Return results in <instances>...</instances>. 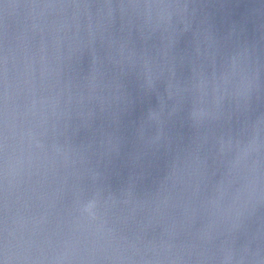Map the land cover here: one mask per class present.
Wrapping results in <instances>:
<instances>
[{
    "label": "water",
    "instance_id": "water-1",
    "mask_svg": "<svg viewBox=\"0 0 264 264\" xmlns=\"http://www.w3.org/2000/svg\"><path fill=\"white\" fill-rule=\"evenodd\" d=\"M6 257L264 264V0H0Z\"/></svg>",
    "mask_w": 264,
    "mask_h": 264
},
{
    "label": "clouds",
    "instance_id": "clouds-1",
    "mask_svg": "<svg viewBox=\"0 0 264 264\" xmlns=\"http://www.w3.org/2000/svg\"><path fill=\"white\" fill-rule=\"evenodd\" d=\"M191 119L194 122L195 118H196V113L194 111H191ZM96 201L92 200L91 202H87L85 203L82 207H81V212L82 214H86L90 219H95L96 218V213H95V209H96ZM6 261L8 264V258L6 257ZM5 259H0V264H6Z\"/></svg>",
    "mask_w": 264,
    "mask_h": 264
}]
</instances>
